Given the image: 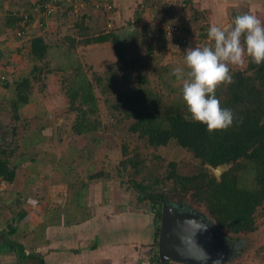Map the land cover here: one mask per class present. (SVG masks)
Segmentation results:
<instances>
[{"label":"rangeland","instance_id":"374dc122","mask_svg":"<svg viewBox=\"0 0 264 264\" xmlns=\"http://www.w3.org/2000/svg\"><path fill=\"white\" fill-rule=\"evenodd\" d=\"M8 1L0 0V27L3 30L7 10L17 12L23 10L22 6L24 9L29 7L27 0H11L17 7H11ZM47 1L53 2L56 10L45 18L46 27L41 30L48 34L51 44L60 38L67 45V36L83 40L75 23L86 14L87 33L112 31L118 37L124 59H117L110 40L78 44L69 55L71 58L54 48L45 60L48 62L46 68L51 72L34 80L30 72L33 62L26 54L28 50H20L14 55L10 51L2 54L0 64L4 65L0 66V71L7 70V73L0 80V147L9 153L11 163L24 164L18 167L17 185L12 187L5 183L0 187L2 200L11 194L12 202L18 197V202L29 204L33 211L42 204L52 214L59 201L68 203L73 199L77 187L82 191V197H86L83 214L94 210L90 205L93 202L98 205L99 197L109 205L149 209L148 200H138L139 191L134 188V182H142L150 184L155 191L167 193L166 202L181 210L202 212L213 222L202 202L193 198L190 192L173 190V182L165 177L170 162L175 163L178 172L187 174L195 170L199 160L172 139L165 145L148 144L145 138L129 130L132 119L117 112L112 102L119 92L129 94L144 90L159 97L165 105L171 102L185 105L183 80L172 74L175 68L187 73L185 50L189 46H212L208 35L203 34L208 33L212 25L234 26V18L238 15L252 14L264 23V0H155L154 4L144 7L140 5L143 0ZM137 8L140 9L139 17L132 21ZM168 22L188 31L184 34L179 29V33L178 30L169 32L161 52L149 49L154 29L167 28ZM1 31L0 28V41L6 40L4 42L8 44L9 40L3 33L1 35ZM83 36L87 35L84 33ZM176 38L181 40L180 43L175 42ZM241 42L243 44V37ZM72 59L81 62V71L93 82L100 124L92 132L76 134L72 128L75 111L68 109L65 92L68 84H78L80 74L72 75L75 72L72 67L58 70V66H66ZM247 60L246 56L242 65H229L230 72L244 69ZM94 72L102 77L100 82L95 81ZM23 76L31 80L30 101L23 104L15 116L12 102L16 98V82ZM6 81L9 86L4 89ZM31 156L34 161L25 160ZM130 157L139 160L137 166L126 161ZM28 172H33L34 176L37 172L44 181L50 182L46 184L49 186L46 193H39L43 190L41 187L30 194L20 192ZM94 174L96 176L92 177ZM55 183L61 188L56 190ZM63 186L68 188L65 194ZM256 212L254 231L233 235L221 230L222 236L235 241L229 240L222 262L215 264H264V208H258Z\"/></svg>","mask_w":264,"mask_h":264},{"label":"trees","instance_id":"16d2710c","mask_svg":"<svg viewBox=\"0 0 264 264\" xmlns=\"http://www.w3.org/2000/svg\"><path fill=\"white\" fill-rule=\"evenodd\" d=\"M44 1L47 0H38V2ZM154 2L155 0H143L140 5L144 7ZM138 15L137 8L132 21L138 19ZM85 16L86 14H83V17L75 23L80 28L79 35L83 37L81 41L67 36V45H64V40L60 38L62 42L56 40L54 44H51L44 30L32 34L26 40L28 47L26 54L33 62L30 72L34 80L51 72L46 68L48 62L45 60L54 48L69 56L73 54L78 44L110 40L117 59H124L117 35L112 31L101 34L87 33L88 24L84 21ZM5 19V23L11 27L27 29L34 17L29 14L28 20L22 21L17 13L7 10ZM181 31L185 33L188 29H181ZM84 33L87 36H83ZM167 34L169 30L165 26L155 28L148 48L161 52L165 49L164 38H167ZM203 35L206 37L208 33ZM180 41L179 38L175 39L176 43ZM71 67L75 71L72 75L80 74L78 84H73L74 86L68 84L65 92L68 98V109L75 111L72 128L76 134L92 132L98 129L100 124L96 97L92 89L93 82H90L87 75L81 71L82 64L77 59H72L66 66H58V70ZM230 73L233 82L222 84L216 89V96L221 106L231 109L234 113L233 124L224 130L209 132L206 125L184 118L188 115L186 105L180 106L174 102L165 105L159 97L148 94L144 90H136L129 94L117 93L112 107L125 118L132 119L129 130L145 138L148 144L165 145L172 139L199 160L195 170L187 174L178 172L175 163L170 162L169 171L165 177L173 182V190L190 192L193 198L202 202L217 227L237 235L254 231L258 217L256 211L258 208H264V63L257 65L248 57L244 69L233 70ZM94 78L97 82L102 80V77L95 72ZM30 81L28 77L23 76L16 82V98L12 102L15 116L19 108L30 101ZM3 85L9 86V82L6 81ZM29 160L34 161L35 158L31 156ZM126 161L133 166L139 163L135 157H130ZM206 163L212 166L227 163L228 166L218 179L207 168ZM16 166L17 164L10 162L9 153L0 147V179L12 182ZM94 176L96 174L92 175ZM134 188L139 191L138 200H148L150 208L154 211L158 235L161 205L163 200H168V194L155 191L150 184L142 182H134ZM5 247L16 251L17 256L22 259L24 250L20 243L8 240Z\"/></svg>","mask_w":264,"mask_h":264},{"label":"crops","instance_id":"0c3cea01","mask_svg":"<svg viewBox=\"0 0 264 264\" xmlns=\"http://www.w3.org/2000/svg\"><path fill=\"white\" fill-rule=\"evenodd\" d=\"M10 1L8 5L16 6ZM37 1L27 0L29 7L24 9L22 6L21 9L30 11ZM123 10L121 6L120 11ZM138 12L140 14L139 10ZM136 13L137 10L134 15ZM32 14L34 17V12ZM3 24L4 30L0 27L1 35L3 33L9 43H5L6 40L2 37L4 41H0V62L3 60V53L10 51L9 53L14 55L20 50H28L26 41L15 37L16 27H11L5 22ZM36 31L38 32V28L35 29L33 20L28 32L31 36L36 34ZM2 65L4 63L0 64ZM6 73L7 70L0 71V80L5 78ZM24 143L26 144V141ZM19 165L24 164L16 166L13 181L0 179V187L5 183L12 187L17 185ZM32 173L25 174L20 192L30 194L41 187L43 190L39 193H46L49 188L46 186L50 182L44 181L37 172L35 176ZM55 184L57 190L60 186ZM35 186L37 187L34 188ZM67 190L66 186L63 194ZM1 193L0 191V264H149V250L157 251V220L150 207L138 209L122 207L120 204L109 205L99 197V206L93 202L90 207L94 210L90 214H83L87 205L86 197H82V191L76 187L73 199L68 203L59 201L57 208H53L50 214L42 204L33 211L34 208L29 204L18 202V197L12 202L11 194L2 200ZM8 240L23 246L22 259L17 256L16 251L5 247Z\"/></svg>","mask_w":264,"mask_h":264},{"label":"clouds","instance_id":"9594fccd","mask_svg":"<svg viewBox=\"0 0 264 264\" xmlns=\"http://www.w3.org/2000/svg\"><path fill=\"white\" fill-rule=\"evenodd\" d=\"M233 24L212 25L208 30L212 46H189L185 50L187 73L181 68L172 73L183 80L182 98L188 112L184 118L206 125L209 132L233 124L234 113L222 107L216 96L218 86L233 82L229 65H242L246 56L257 65L264 63V23L255 15L242 14Z\"/></svg>","mask_w":264,"mask_h":264},{"label":"water","instance_id":"95a60500","mask_svg":"<svg viewBox=\"0 0 264 264\" xmlns=\"http://www.w3.org/2000/svg\"><path fill=\"white\" fill-rule=\"evenodd\" d=\"M219 179L228 164L212 166L206 163ZM202 212L179 209L165 200L157 235V253L161 264H215L222 262L229 240ZM231 244V241H230Z\"/></svg>","mask_w":264,"mask_h":264},{"label":"built area","instance_id":"2783aa9c","mask_svg":"<svg viewBox=\"0 0 264 264\" xmlns=\"http://www.w3.org/2000/svg\"><path fill=\"white\" fill-rule=\"evenodd\" d=\"M76 1H78L79 3L82 2V0H76ZM55 10H56V7L53 2H50V1L38 2L37 1L32 6L30 11L29 10H19L15 13H17L22 18V21H25V20H28L29 14H32V12H34L33 20L35 22V26L38 28V30H41V29H45L46 27L45 18L52 15ZM167 29L169 30V32H176L178 29L181 30V28H179L177 25H174V24H169L167 26ZM179 30H178V33H179ZM15 36L23 41H26L30 37L28 28L27 29L17 28L15 31ZM149 259H150L149 264H161V263H158L159 259H158L157 251L149 250Z\"/></svg>","mask_w":264,"mask_h":264},{"label":"flooded vegetation","instance_id":"af4514ba","mask_svg":"<svg viewBox=\"0 0 264 264\" xmlns=\"http://www.w3.org/2000/svg\"><path fill=\"white\" fill-rule=\"evenodd\" d=\"M221 235H223V234H221ZM225 238H227V240H232L231 238H229V237H227V236H225ZM232 241H235V240H232ZM231 244H233V243H231ZM229 250L232 252L231 247H229ZM230 251H229V252H230Z\"/></svg>","mask_w":264,"mask_h":264}]
</instances>
